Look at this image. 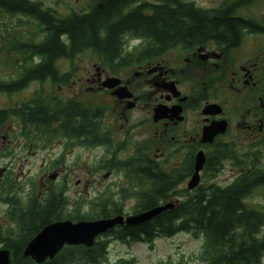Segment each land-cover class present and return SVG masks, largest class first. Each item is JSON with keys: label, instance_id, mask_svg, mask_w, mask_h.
I'll list each match as a JSON object with an SVG mask.
<instances>
[{"label": "flooded vegetation", "instance_id": "af4514ba", "mask_svg": "<svg viewBox=\"0 0 264 264\" xmlns=\"http://www.w3.org/2000/svg\"><path fill=\"white\" fill-rule=\"evenodd\" d=\"M25 1L41 4L39 13L0 8V24L6 28L7 20H12L9 27L15 46L24 44L28 48L25 55L14 50L17 55L15 72L0 80V94L13 97L29 88L33 93L19 105L0 109V130L8 122H16L23 140L21 146L27 151L40 144V149L47 152L58 139L64 144L51 161L42 162L41 169L47 166L45 170L51 171L46 179L45 170H41L44 173H40L37 182L32 180L31 191L26 196L23 194V201L35 189L39 198L58 189L67 202L68 213L82 211L84 205L100 214L98 219L119 215L127 218L165 204L174 208L189 201L196 189H189L188 184L195 172L198 153L204 155L199 185L206 183L202 181L206 171L215 170V156L220 147L231 145L239 159L256 160L258 150L238 151L232 136L243 133L251 145L264 144V0H223L219 5L225 9L220 11V15H224L223 23L217 33L205 39L178 30L174 32V29L163 38L157 31H161V24H156L155 29L141 24L126 26L118 32L115 49L110 51L112 56L106 52V55L101 54L104 50H92L95 57L91 71L80 73L78 84L95 98L92 106L81 98L82 92L71 99L60 95L61 91L74 88V79L78 76L77 72L61 70L60 63L73 64L81 52L67 57L65 50L64 54L57 51L49 56L35 54L33 49L49 43L47 40L56 31H64L63 27L57 28L69 15L93 14L95 11L90 10L102 7V1L93 0L86 11L65 13L45 6L41 0ZM143 1L149 6L133 11L140 8ZM160 4L161 0H136L124 11H112L110 20L135 13L144 18L157 17L161 11H153L150 7ZM175 6L174 3L169 7ZM22 29L30 32L27 41L21 39ZM60 31L58 41L66 49L71 40L67 33ZM47 63H51L54 71L38 73L37 69ZM107 78H115L118 82L112 88L106 87ZM122 88L126 91L122 92ZM107 99L111 103H101ZM53 103L58 105L52 109ZM68 103L88 113L75 117V125L71 122L68 125L63 119L59 122L48 119L51 111L57 113ZM209 104H217L221 111L206 113L204 110ZM158 108L161 111L156 112ZM36 109L46 112L48 118L34 121L32 114ZM220 120L226 121V131L216 135L212 142H203L204 127ZM12 142L7 140L0 144L3 149L0 147V155L15 160L17 148L9 149L8 146ZM80 149L95 152L92 165L95 177L91 180L92 198L88 201L83 197L72 200L68 196L71 186L68 157ZM225 162L236 165L233 159L226 158L221 162L222 170ZM244 165H236L239 172L234 179L246 170ZM150 167H153L151 172L156 176V184L155 178H147L145 171ZM7 169L0 168L4 180L11 174ZM113 176L119 180H112ZM107 180L109 182L104 184ZM3 182L1 179L0 183ZM79 184L77 180L76 185ZM18 185L14 194L20 198ZM2 192L1 189L0 195ZM141 205H149L150 209L135 212ZM114 208L122 210V214L115 213ZM104 214L112 216L106 218Z\"/></svg>", "mask_w": 264, "mask_h": 264}, {"label": "trees", "instance_id": "16d2710c", "mask_svg": "<svg viewBox=\"0 0 264 264\" xmlns=\"http://www.w3.org/2000/svg\"><path fill=\"white\" fill-rule=\"evenodd\" d=\"M4 1L0 0V8L5 7L6 11L39 13L38 7L41 5L25 0ZM101 1L102 7L96 6L90 10L95 11L93 14L81 17L69 15L70 17L66 21L59 23L57 29L63 27L64 31L62 29L59 31L67 33L71 40V44L67 45L66 49L58 41L61 33L56 31L47 40L50 41L49 43L35 46L33 49L35 54L53 56L54 52L62 51L64 54L67 50L65 56L69 57L70 54H78L84 50L99 49L104 50L101 54L106 55L107 53L112 56L110 51L115 49L114 42L117 41L118 32L126 29V26L140 24L149 29H155L156 24H161V31H157L163 38L165 33L174 29V32L178 30L180 33H190L198 39H205L217 33L224 18V15H220V11H225L221 6L215 9H203L192 2L161 0L162 4L154 8L150 7L153 11H161L157 17L144 18L135 13L123 19L118 17L111 21L112 11H124L136 0ZM174 3L176 4L175 8L169 7ZM148 6L149 4L143 1L140 8L133 11H142ZM11 38L7 40L9 42L8 50H17L20 54H27V46L24 44L15 46ZM53 71L51 63L37 69V72L41 74ZM70 104H66L58 111L55 110L57 113L51 111L50 118L43 110L40 113L39 109H36L32 116L34 121H43L48 118L50 121L59 122L63 119V121L69 122L68 125L70 122L75 125V117H82L88 112L84 110L83 112L75 104H71V106ZM57 105L53 103L51 108L53 109ZM39 114L45 115V117ZM82 129L80 128V130ZM260 153L258 150V154L254 157L256 160L252 159L249 162L242 158L239 159L233 146L220 147L215 156L217 162L215 170L206 171V183L196 187L189 201L183 202L178 207L167 209L151 221L141 225L116 226L106 234L99 236L91 247L84 245L65 247L53 259L41 264H132V260L126 259L111 262L107 255L109 243L120 241L128 244L131 241H140L151 245L157 237H170L181 231L188 232L194 239L202 240L200 253L202 264H264V206L258 208L246 203L247 198L254 190L264 188V166L258 163ZM226 158L233 159L236 165L245 164L243 167L246 170L229 185L220 186L214 182L210 183L209 180L219 173L221 162ZM151 169L153 167L147 168L145 172L148 180L149 177L155 178L156 184V176L152 174ZM14 183L9 178L0 183V190L2 189L4 192L1 193V199L3 201L6 198L5 201L8 204L6 218L13 226H6L0 221V248L10 251L11 264H36L30 257L23 255L24 249L27 243L51 222L67 219L73 222L88 221L101 216L91 208L89 211L75 210L68 213L65 209L67 202L62 197V191L58 189L48 191L41 198L38 197V192L35 189L31 196L23 201L14 194V188L17 186ZM18 189L21 190V186L18 185ZM149 207V205L138 206L135 212L146 210ZM114 210L115 213L122 214V210L118 208H114ZM104 216L107 218L112 214H104ZM174 264L186 263L178 261Z\"/></svg>", "mask_w": 264, "mask_h": 264}, {"label": "rangeland", "instance_id": "374dc122", "mask_svg": "<svg viewBox=\"0 0 264 264\" xmlns=\"http://www.w3.org/2000/svg\"><path fill=\"white\" fill-rule=\"evenodd\" d=\"M45 3V6L52 7L59 11L60 13H65L66 11H75L81 10L86 11V9L91 5L93 0H41ZM188 2H193L196 6L201 7L203 9H215L219 7V5L223 2V0H183ZM11 19L7 20V28L3 27L0 24V80L4 76H9L13 72L14 69V59L17 56L15 51L8 50L9 42L7 41L11 34L10 26ZM22 34V41H27L29 39L30 32L24 31L23 29L20 31ZM4 51V52H3ZM86 51V53H85ZM7 52V53H6ZM14 52V54H13ZM9 53V54H8ZM82 54L77 56L76 61L71 65L70 62H61L60 67L61 70L67 72H77L78 76H75V84H73L74 88L71 87L69 91H61L60 95L65 99H71L72 97H76L79 92H82L83 100L86 101L87 104L92 106L94 104L95 98L92 96L90 92H87L85 88H82L81 84H78V78L81 76L80 73H85L91 71L92 64L94 62L95 55L92 54L90 50H84L81 52ZM5 55V56H2ZM11 55V58H10ZM14 55V56H13ZM12 59V60H11ZM11 60V61H10ZM13 64V65H12ZM13 66V69H11ZM75 69V70H74ZM11 71V72H10ZM69 88V87H68ZM67 88V89H68ZM55 88L53 87V90ZM51 86V93H52ZM33 93V92H32ZM32 93H30V88L22 93L16 94L13 97H8L5 94H0V109H5L10 106L19 105L21 101H26L28 98L32 97ZM59 93V92H58ZM221 95V92H220ZM101 103L109 104L111 101L108 99L102 100ZM18 133L16 134V132ZM16 134V138L13 139L12 136ZM3 137H6L4 139ZM233 140L236 141V148L238 151H248L253 152L257 149L260 150L259 155V165L264 166V144L251 145L246 135L243 133H234L232 136ZM13 140L10 143L9 149L17 148V155L15 160H11L10 158H4L3 154L0 155V168L7 167L11 174L7 176V179L13 180L16 184L21 186V192L19 197L22 198L28 195L31 191V182L35 180L37 182V178L40 176V173L47 168L45 166L41 169L42 162L51 161L53 157H55L58 153H60L62 149V145L64 142H61L59 139L56 140L52 146H50L49 151L43 152L40 149V144L35 145V149L32 151L23 150L22 144L23 140L20 137V127L16 122H8L3 125L0 130V144H3L6 141ZM1 147V145H0ZM2 149V147H1ZM3 150V149H2ZM32 152H36L32 154ZM4 153V152H3ZM95 157V152L91 150H77L75 153H72L68 157V171L71 176V186L68 192V196L73 200L77 199V197H83L87 201L92 198V189L93 185L91 180L95 177V174L92 173V165ZM246 157V156H245ZM12 161V162H11ZM45 162V163H46ZM11 163V164H10ZM8 170V169H7ZM42 170V171H41ZM51 170H45V178L47 179V175ZM42 172V174L44 173ZM238 169L236 165L232 163L225 162L223 170L216 176H212L210 179V183L214 182L220 186H226L233 182L236 174L238 173ZM3 176V175H2ZM6 178V177H5ZM98 178H102L100 175ZM1 179L4 180L0 176ZM112 180H119L117 177L113 176ZM77 180H79L80 184L76 185ZM111 180V181H112ZM206 180L205 176L202 177V181ZM200 181V179H199ZM59 182V180L57 181ZM109 180L105 181L104 184L108 183ZM246 203L248 205L261 208L264 206V188H258L252 192V194L247 198ZM86 205V204H85ZM129 206V205H128ZM6 209L4 203L1 202L0 197V221L6 226L9 225V222L6 218ZM90 207L83 205V210L89 211ZM126 219V218H124ZM202 240L194 239L191 234L186 231L178 232L170 237H157L151 245H148L146 242L140 241H131L126 244L120 241H112L109 243L107 247V255L109 260L117 261L119 259L132 260V264H174L178 261H183L186 264H202L200 253L202 251ZM1 247V246H0ZM264 262V256H263Z\"/></svg>", "mask_w": 264, "mask_h": 264}, {"label": "water", "instance_id": "95a60500", "mask_svg": "<svg viewBox=\"0 0 264 264\" xmlns=\"http://www.w3.org/2000/svg\"><path fill=\"white\" fill-rule=\"evenodd\" d=\"M115 78H107L104 86L112 88L117 84ZM122 92L126 91L122 88ZM121 97L125 95L119 94ZM128 96V94H127ZM179 109V108H178ZM161 111L160 108L156 112ZM206 113H217L221 111L217 104H209L206 106ZM226 121H214L210 125L205 126L203 130V142H212L213 138L218 134H223L226 131ZM204 164V155L198 153L196 156L195 172L191 177L188 188H196L199 184L200 171ZM171 204H165L152 208L146 212L129 216L124 219L123 216H115L107 219L77 221L71 220L56 221L46 225L36 236H34L26 245L23 255L30 257L35 263L41 264L47 260H51L61 251L65 245H84L90 247L94 240L99 235L107 232L117 225L135 226L143 224L161 212L171 209ZM0 264H11L10 252L7 249H0Z\"/></svg>", "mask_w": 264, "mask_h": 264}, {"label": "bare ground", "instance_id": "6f19581e", "mask_svg": "<svg viewBox=\"0 0 264 264\" xmlns=\"http://www.w3.org/2000/svg\"><path fill=\"white\" fill-rule=\"evenodd\" d=\"M7 28V27H6ZM10 28V27H9ZM11 37V36H10ZM1 49V48H0ZM4 52V51H3ZM7 53V52H6ZM85 53H86V51H85ZM9 54V53H8ZM13 54H14V52H13ZM82 54V53H81ZM80 54V55H81ZM93 54V53H92ZM15 55V54H14ZM13 55V56H14ZM79 55V54H78ZM2 56H5V55H2ZM10 58H11V55H10ZM12 60V59H11ZM10 60V61H11ZM13 65V64H12ZM19 65V64H18ZM72 65V64H71ZM15 66V65H14ZM11 69H13V66H12V68ZM11 72V71H10ZM10 180V179H9ZM15 184V183H14ZM16 189V188H15ZM4 193V192H3ZM6 195V194H5ZM0 197H1V195H0ZM6 197H7V195H6ZM6 199V198H5ZM5 199L2 201V199H1V202L3 203L4 201H5ZM4 203H6V201L4 202ZM8 205V204H7ZM10 205V204H9ZM10 208V207H9ZM10 221V220H9ZM10 225V224H9ZM13 225V224H12ZM11 226V225H10ZM11 227H13V226H11ZM4 229V228H3ZM124 243V242H123Z\"/></svg>", "mask_w": 264, "mask_h": 264}]
</instances>
